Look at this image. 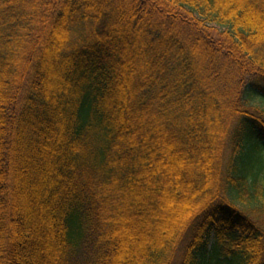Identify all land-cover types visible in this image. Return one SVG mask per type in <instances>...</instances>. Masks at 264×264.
<instances>
[{
	"label": "trees",
	"instance_id": "1",
	"mask_svg": "<svg viewBox=\"0 0 264 264\" xmlns=\"http://www.w3.org/2000/svg\"><path fill=\"white\" fill-rule=\"evenodd\" d=\"M254 99L264 0H0V264H264Z\"/></svg>",
	"mask_w": 264,
	"mask_h": 264
},
{
	"label": "rangeland",
	"instance_id": "2",
	"mask_svg": "<svg viewBox=\"0 0 264 264\" xmlns=\"http://www.w3.org/2000/svg\"><path fill=\"white\" fill-rule=\"evenodd\" d=\"M255 107V108H259V109H262L264 108V101L263 100H258V99H254L251 103V107ZM230 151H231V148L230 146H228L225 150H224V154H223V159H222V167L223 169H225L227 163H228V156L230 154ZM263 173H264V166H263ZM211 246H209V252L207 254V258L212 255V243H210ZM181 249L182 248H179L177 251H176V254L174 256V260L172 262V264H178L179 262V258H180V253H181Z\"/></svg>",
	"mask_w": 264,
	"mask_h": 264
}]
</instances>
